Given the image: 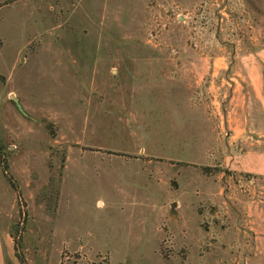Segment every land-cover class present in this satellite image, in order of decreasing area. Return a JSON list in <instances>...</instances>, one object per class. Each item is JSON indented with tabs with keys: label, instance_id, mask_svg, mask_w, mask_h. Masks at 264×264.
Instances as JSON below:
<instances>
[{
	"label": "rangeland",
	"instance_id": "1",
	"mask_svg": "<svg viewBox=\"0 0 264 264\" xmlns=\"http://www.w3.org/2000/svg\"><path fill=\"white\" fill-rule=\"evenodd\" d=\"M261 69L264 0H0V264H264Z\"/></svg>",
	"mask_w": 264,
	"mask_h": 264
},
{
	"label": "crops",
	"instance_id": "2",
	"mask_svg": "<svg viewBox=\"0 0 264 264\" xmlns=\"http://www.w3.org/2000/svg\"><path fill=\"white\" fill-rule=\"evenodd\" d=\"M253 82H254V87L259 90V84H260V68L256 66L253 69ZM263 72V79H264V69H261ZM264 83V80H263ZM243 113V111H242ZM251 130H236L235 136L240 137L243 141L249 142L250 144L253 145V148L249 149L248 152L243 156L240 169H243L244 171H250L253 172L254 174H259L260 176H263V180L259 179L260 185H262V189H260L258 198L254 200L253 202V209L252 213L254 214L253 222L256 224L254 225L255 230L258 232L259 237L261 239H264V225H263V215H264V207L262 208V203H264V138H259V139H254V140H249L252 139L250 136L247 135V132ZM262 132V131H261ZM262 134H264L262 132ZM257 183V182H256ZM258 185V183H257ZM260 205V206H259ZM260 240V239H259ZM253 255L251 257L250 254H240V253H235V254H227V257H223L226 262H230L231 259H235L236 261L240 260H245L249 261L251 260L255 255L257 256L256 260L259 262L264 263V244H261L260 242L251 247Z\"/></svg>",
	"mask_w": 264,
	"mask_h": 264
},
{
	"label": "trees",
	"instance_id": "3",
	"mask_svg": "<svg viewBox=\"0 0 264 264\" xmlns=\"http://www.w3.org/2000/svg\"><path fill=\"white\" fill-rule=\"evenodd\" d=\"M4 173H5V175H6V177H8V179H9V181H10V183H11V185L13 186V188L18 192V194H19V196H21V192H20V190H19V188H18V186L16 185V183L13 181V178L11 177V174L9 173V165L7 164V162H6V159H4ZM15 249L16 250H18L17 249V247H18V244H16L15 246ZM18 256L20 255L19 253L17 254ZM20 257H21V255H20Z\"/></svg>",
	"mask_w": 264,
	"mask_h": 264
}]
</instances>
